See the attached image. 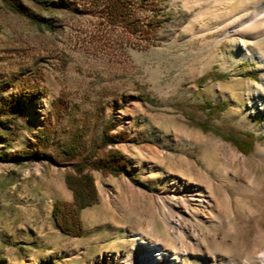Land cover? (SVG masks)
<instances>
[{
    "label": "rangeland",
    "instance_id": "374dc122",
    "mask_svg": "<svg viewBox=\"0 0 264 264\" xmlns=\"http://www.w3.org/2000/svg\"><path fill=\"white\" fill-rule=\"evenodd\" d=\"M12 1L36 20L0 0V86L26 126L0 137V264H134L138 232L189 264L260 254L264 61L241 43L264 54V19L245 25L264 0H130L133 32L110 0ZM79 130L82 156H57ZM28 149L46 155L18 161ZM113 151L122 172L91 171L98 200L82 235L64 233L53 210L74 200L71 162Z\"/></svg>",
    "mask_w": 264,
    "mask_h": 264
},
{
    "label": "trees",
    "instance_id": "16d2710c",
    "mask_svg": "<svg viewBox=\"0 0 264 264\" xmlns=\"http://www.w3.org/2000/svg\"><path fill=\"white\" fill-rule=\"evenodd\" d=\"M8 7L20 14H25L35 21L34 15L30 14L25 6L17 1L4 0ZM40 3H47L48 5L61 8L70 4V0H35ZM50 2V3H49ZM106 15L110 16L116 21L128 22V27H132L131 31H134V24L129 18L132 17V8L130 0H110L106 5ZM49 24L48 22H46ZM137 27V26H136ZM151 32L150 28L144 30V35L149 37ZM28 88L24 87L25 99L31 98ZM26 93V94H25ZM16 97L6 94L5 88L0 86V126L3 127V133H0V137H3L8 142L13 141L19 136V132L25 129L26 126L19 120V113L17 112ZM42 132L36 133L35 137L40 141L41 148H46L49 143V137H44ZM85 130H79L76 132L69 144H66L57 150V156L64 157L69 160H73L83 154L82 138L85 135ZM249 139H252L249 136ZM107 142H111L108 140ZM250 142V141H249ZM39 144V143H38ZM26 154L20 155L17 160L32 159L34 156H45L42 152L34 153V151L28 149ZM121 157L116 152H110L105 157H99L98 159L85 158L81 161L71 162L73 172L68 174L67 183L73 190L74 200L71 203H65L57 200L54 205L53 215L56 223L62 229V231L68 235L80 236L83 233L84 227L81 219L83 209L93 205L98 200V191L92 175L93 169H104V171L120 174L122 171L118 166V162ZM88 169V170H87Z\"/></svg>",
    "mask_w": 264,
    "mask_h": 264
},
{
    "label": "bare ground",
    "instance_id": "6f19581e",
    "mask_svg": "<svg viewBox=\"0 0 264 264\" xmlns=\"http://www.w3.org/2000/svg\"><path fill=\"white\" fill-rule=\"evenodd\" d=\"M262 10L263 8L259 10V13H256L254 16L248 18L245 25H247V27H253V25H256L260 20H262L261 18L264 19V10L263 11ZM241 45L243 48V54L245 56L250 55L252 57H256L264 61V54L255 53L244 42L241 43ZM183 190L187 192V191H192V190H197V189L196 188L194 189L186 188ZM194 195H190V197H194ZM172 198L173 197H171V199ZM172 201H174L175 203H178V201L175 199H172ZM224 203H226L225 207L229 206V204L231 203L230 196L226 195L224 199ZM182 219L183 218L181 216L177 218V221H176L177 223H175L177 229H179V226L182 223ZM217 221L218 223L222 224L221 219L220 220L217 219ZM178 231L181 232L182 230H178ZM131 235L133 237L132 243L138 244V248L134 250V254H133L134 255L133 257L135 259L134 264H189L186 261L187 249H182L179 252H169L167 249L163 248L161 244L155 243L154 241L146 239L143 232L133 233ZM129 258L130 256H127L126 260H128ZM246 259H247L246 261L238 262V263L230 260L226 264H253L255 261H261L264 264V250L261 251V253L258 255H253V256L248 255V258Z\"/></svg>",
    "mask_w": 264,
    "mask_h": 264
}]
</instances>
